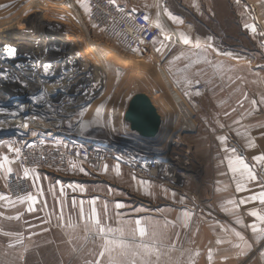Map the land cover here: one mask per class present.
I'll return each mask as SVG.
<instances>
[{"label": "crops", "instance_id": "1", "mask_svg": "<svg viewBox=\"0 0 264 264\" xmlns=\"http://www.w3.org/2000/svg\"><path fill=\"white\" fill-rule=\"evenodd\" d=\"M114 2L131 13L146 11L163 36L156 38L154 45L158 44L160 48L179 47L176 53H171V59H184L180 50L185 48L188 49L185 54L196 61V66L201 64L200 61L203 63L201 70L194 76L181 79L174 86L173 93L179 90H203L204 97L208 100L221 97V106L239 104L241 94H244L245 73L253 76L259 72L256 69L258 66L253 64L257 60L256 55L244 43L246 39L257 41V26L246 7L248 3H253L252 0ZM81 3L85 2L81 0ZM81 3L75 0L78 13L88 21V12ZM169 13L180 20H173ZM245 25L255 26V31ZM212 26L220 27L221 33L215 32ZM180 33L189 37L190 42L186 44ZM208 37L212 39L208 40ZM3 69L1 73L10 76L12 88L15 89L19 85L18 66L16 69ZM255 76L259 78V74ZM36 81L32 80L33 83ZM169 90L171 92L168 89L166 93ZM155 94L159 98L153 100L152 95H148L150 101L155 105L158 114L159 108L166 113V121L158 136L145 138L128 128L129 130L122 133H98L91 137L97 141L92 144L108 146L110 143L121 148H132L134 152L146 155H151L152 151H156L154 149L161 153L168 137L175 131L172 126L179 125L180 128L176 131L189 135L194 153L198 154L201 161L202 174L198 184L194 187L190 185V189L188 183L174 187L136 177L125 167L114 163L108 164L105 170V167L92 168L78 161L61 170H30L29 180L36 202L33 205L34 211H28L31 202L21 203L9 195L5 181L8 173L0 169V195L8 197L0 199V251H5L8 263L11 252L16 247L15 234L17 240L22 239V242H17L19 247L27 246L24 228L20 232L15 231L14 223H18V220L27 223L29 215L35 214L48 216L57 246H69L71 253L85 264L94 261L102 240L86 230V218L95 208L101 221L113 228L123 226L127 231L135 228V221L140 219L150 234L153 230L159 233L158 238L163 241L160 248L166 249L168 254L187 253L185 258H188V254H199L198 259L184 264H264V238H258V234L250 227L256 223L264 228V223L251 215L254 210L264 215V203L250 199L251 196L264 192V177L259 172L263 170L264 161L254 159L264 154V114L260 108L255 111L254 96L253 111L246 109L240 114L226 113L209 117L198 114V104H203L201 99L190 101L191 111L185 114L180 108L181 104H167L160 93ZM34 97L37 96L27 95V105L20 104L24 99L18 103L19 98L11 99L8 112L0 113V157H10L13 161L10 167L15 173L23 172V168L17 163L16 153L10 152L7 145L12 144V135L16 132L25 144L41 142L47 147H61L68 135L86 137L87 132L107 131L112 128L109 117L101 110L96 111L92 118L90 117L93 113H86L85 105L78 106L72 114H60L59 110L37 109L32 104L39 99ZM172 105H175L173 110L178 109V112L172 110ZM127 106L128 102L123 114ZM13 111H18L19 115H11ZM81 112L83 115H80ZM159 116L161 117L160 114ZM162 121L163 117L161 124ZM82 123L84 128L81 127ZM228 135L235 138L236 147L229 145ZM221 136L226 139L221 141ZM233 148L236 149L235 153L231 151ZM235 156L243 157L252 167L256 180L241 178L239 173L230 170L228 159ZM237 182L244 185L241 191L236 190ZM229 200L234 203L229 204ZM81 202L85 219L80 215ZM117 203L122 207L117 208ZM102 264H106V258H102Z\"/></svg>", "mask_w": 264, "mask_h": 264}, {"label": "rangeland", "instance_id": "2", "mask_svg": "<svg viewBox=\"0 0 264 264\" xmlns=\"http://www.w3.org/2000/svg\"><path fill=\"white\" fill-rule=\"evenodd\" d=\"M252 1L253 3L248 4H252L256 10L257 41L246 39L244 43L247 48L252 49L253 55H256L257 60L253 64L255 67L258 66L256 69L259 72L253 76L245 73L244 94H241L239 104L236 106H221V97L208 100L204 97L203 90L195 92L179 90L177 93H173L174 86L181 79L194 76L203 65L200 61L201 64L196 66V61L189 59L190 56L185 54L188 49L181 48V55L185 58L178 61L176 57L171 59V53H176L179 47L164 46L160 48L156 44L150 50L140 52L136 50L124 51L113 45L104 44L102 37L93 28L90 20L86 21L78 13L76 5L73 7L71 2L68 4L66 1L55 3L48 0H0V5H3L0 7V36H20L15 39L10 38L0 44L2 52L0 67L10 70V66H18L19 85L17 89L23 95L20 94L17 103L24 99L20 104L27 105L28 101H26L25 95L39 96L43 92L44 99H39L32 104L37 109L59 110L60 114H72L78 106L85 105L86 113H93L90 118L96 111L105 112L112 128L107 131L87 132L86 137L75 135L91 143L97 142L91 137L98 133H122L124 130H129V122L123 118L122 112L128 100L136 93L152 95V99L156 100L159 95H156L155 92H158L167 104L175 102L178 103V106L181 104L180 108L185 114H189L191 111L190 101L193 102L196 99H201L203 102L202 105L198 104L197 109L198 114L203 116L211 117L226 115V113L240 114L246 109L253 111L254 107L255 111L260 108L264 114V0ZM49 10L53 14L46 13ZM209 23L212 24L211 21ZM212 27L215 32L221 33L220 27ZM47 35L62 36L63 38L60 42L45 41L41 44L39 39ZM161 37L163 36L160 35L159 38ZM22 38L28 40L24 41ZM6 45L16 49L15 56L7 55ZM104 60L106 62L103 63ZM46 65L49 66L47 71H45ZM257 74H259V78L255 76ZM3 75L7 77V79L4 78L7 83L1 84L0 94L3 95L0 96V101L5 100L6 96L9 99H12L13 96L16 97L12 92L14 87L12 88L10 76H7L6 73ZM33 79L37 80L36 83L32 82ZM168 89H171V92L169 90V93H166ZM253 96L256 100L255 106ZM155 104L157 105L156 102ZM170 107L173 110L175 105ZM10 108L11 106L7 107V109ZM157 108L159 107L157 106ZM158 110L163 117L158 130L160 134L166 121V113L161 108ZM174 112H178V109ZM194 112L196 111L194 110ZM24 115L22 114V116ZM92 123H94V119H92ZM22 126H25V121ZM172 128L175 131L168 137L165 148L162 150L164 152L171 146L176 147L175 145L178 143V152L189 161V171L193 175L192 180L187 184L190 189V185L194 187L201 177V161L198 154L194 153V146L189 140V135L186 132L176 131L177 128H180L179 125L172 126ZM230 137L234 139L236 145L235 138L228 135V140ZM109 146L121 148V146L117 147L113 144ZM131 150L133 151L132 148ZM154 150L156 151H152L150 156L159 154L158 149ZM259 172L264 177V171L260 170ZM189 189L187 190L189 191ZM51 224L48 216L38 214L29 215L27 223L21 222V220L14 223L15 231L20 232L24 228L27 246L20 248V244L17 243L18 237L15 234L16 247L11 252L10 263H8L5 251H0V264H85L84 261H79L71 253L69 246L61 247L55 244L56 239H54V230ZM160 251L159 264H184L198 259L199 256V254H188V258H185L187 253L168 254L166 249L161 248Z\"/></svg>", "mask_w": 264, "mask_h": 264}, {"label": "built area", "instance_id": "3", "mask_svg": "<svg viewBox=\"0 0 264 264\" xmlns=\"http://www.w3.org/2000/svg\"><path fill=\"white\" fill-rule=\"evenodd\" d=\"M52 2L70 0H48ZM75 3V0H71ZM91 9L88 12V20L102 37L104 44L113 45L117 49L124 51L146 52L153 47L154 41L160 36L159 28L151 22L150 16L146 11L139 10L131 13L114 2V0H82ZM252 20L257 23L256 10L252 4H247ZM147 16L146 20L144 17ZM135 49V50H134ZM0 49V55H1ZM16 66H10L15 68ZM2 66L0 67L1 70ZM4 70V69H3ZM5 83L4 78H0L1 84ZM7 83V82H6ZM5 83V84H6ZM13 90L12 99L17 100L21 92ZM203 89L202 86L199 87ZM7 98L0 107H9ZM12 146L20 148L21 152L16 159L17 163L23 168V172H12L6 177L7 191L10 196L17 198L28 193L33 194V187L30 184L29 175L25 177L24 170L33 169L42 171L61 170L74 162L81 161L94 168H101L114 163L125 167L132 175L150 181H159L178 187L180 184H187L192 180L193 175L189 171V161L185 156L178 152V143L169 147L166 151L150 156L143 153H136L129 148H115L112 146H102L95 143H88L81 137L68 135L61 147L45 146L41 142L36 144H25L20 140L16 132L12 135ZM229 144L235 147L233 138H229ZM264 171V163L262 164ZM192 177V178H191Z\"/></svg>", "mask_w": 264, "mask_h": 264}, {"label": "snow or ice", "instance_id": "4", "mask_svg": "<svg viewBox=\"0 0 264 264\" xmlns=\"http://www.w3.org/2000/svg\"><path fill=\"white\" fill-rule=\"evenodd\" d=\"M78 3H81V0H78ZM81 6L86 12L91 11L87 3H81ZM0 7H3V5H0ZM169 16L173 20H180L179 17L172 16L171 13H169ZM144 18L146 20L148 19L147 16H145ZM245 27H251V30L255 31V26L245 25ZM180 35L186 44L190 42L189 37H187L184 33H180ZM207 39L211 40L212 37H208ZM197 45H199L198 40ZM5 50L9 57H13L16 54V49L12 46L6 45ZM157 51H159V49H157ZM176 59H179V57H176ZM48 67L49 66L47 65L45 66V71H47ZM0 78L7 79V77L4 76L2 73H0ZM197 83H199V81H197ZM34 99L43 100V92H41L39 96L34 97ZM253 103H255V101H253ZM5 112H8V109L5 107H0V113ZM11 115H19V112L13 111L11 112ZM80 115H83V112H81ZM69 127H71V123H69ZM81 127L84 128L85 125L82 123ZM221 127H223V125H221ZM219 139L223 141L226 139V137L221 136L219 137ZM7 147L10 152H14L17 154V158L19 157V154L21 152L20 148H14L11 143H9ZM231 151L235 153L236 149L233 148L231 149ZM254 159L257 161H264V154L258 155L254 157ZM12 163L13 161L8 155H3L2 157H0V169H4L8 174H11L13 172L12 167H10ZM228 167L233 173H239L241 178L246 177L248 180L257 179L252 167L248 163H246L243 157L241 156L229 158ZM105 170H107V165H105ZM118 170L119 169L117 166V171ZM24 175L25 177L29 175V170L27 168L24 170ZM243 187L244 185L242 183L237 182V191H241ZM0 199H8V197L0 195ZM17 199L21 203L25 201L31 202L29 204L28 211H34L33 205L36 202V197L34 195L28 193L25 196H18ZM250 199L259 200L261 203H264V192L259 193V195H253L250 197ZM9 202L11 203L12 201ZM244 202L245 201H241V203ZM228 203L231 204L234 202L229 200ZM82 205L83 202H81L80 215L82 219H85ZM116 207L120 208L122 207V205L117 203ZM251 215L253 217H257L261 223H264V215L259 214L255 210L251 212ZM185 216H188V213H185ZM86 219L88 220V224H86V230L92 232L94 235L98 236L102 240L100 251L98 254H96V259L94 261H88L87 264H102V258H106V264H159L161 256L160 247L162 246L163 241L158 238L159 233L157 231L153 230L150 234L148 228L142 225L140 219H137L135 221V228H130L127 231L123 226L113 228L107 223L102 222L99 215L96 213L95 208L92 209V214ZM250 227L254 233L258 234V238H264V228L259 227L256 223L251 224ZM237 235L240 234L237 233ZM18 242H22V239Z\"/></svg>", "mask_w": 264, "mask_h": 264}, {"label": "water", "instance_id": "5", "mask_svg": "<svg viewBox=\"0 0 264 264\" xmlns=\"http://www.w3.org/2000/svg\"><path fill=\"white\" fill-rule=\"evenodd\" d=\"M123 118L129 122L131 131L139 133L145 138L155 137L159 133L161 117L153 102L144 93H136L130 98Z\"/></svg>", "mask_w": 264, "mask_h": 264}, {"label": "bare ground", "instance_id": "6", "mask_svg": "<svg viewBox=\"0 0 264 264\" xmlns=\"http://www.w3.org/2000/svg\"><path fill=\"white\" fill-rule=\"evenodd\" d=\"M69 2H71L72 3V5H73V7L75 6V3H73L71 0L70 1H67V3L69 4ZM75 8H76V6H75ZM77 9V8H76ZM46 13H48V14H53L52 13V11L51 10H49V11H47ZM59 36V35H58ZM18 37H20V36H18V35H10V36H7V35H3V36H0V44H2V43H4V42H6L8 39H10V38H18ZM61 38H63L62 36H60V37H52V35H50V36H45L44 38L42 37V38H40L39 39V42L41 43V44H43V43H45V41L46 42H51V41H55V42H60L61 41ZM24 41H27L28 39H26V38H22ZM22 39H21V41H22ZM26 39V40H25ZM104 62H106V60H104L103 61V63ZM105 73H106V71H105ZM104 77H105V75H104ZM17 90H19V89H17ZM33 90V88L31 89V91ZM21 92V91H20ZM22 95H23V93H21ZM2 95L3 94H0V96L2 97ZM24 95H25V93H24ZM27 95H30V94H27ZM27 95H25L26 97H27ZM7 97V96H6ZM5 97V98H6ZM2 104V103H1Z\"/></svg>", "mask_w": 264, "mask_h": 264}]
</instances>
